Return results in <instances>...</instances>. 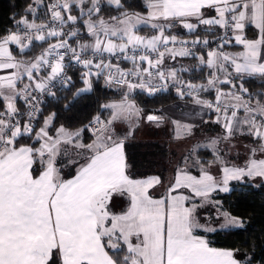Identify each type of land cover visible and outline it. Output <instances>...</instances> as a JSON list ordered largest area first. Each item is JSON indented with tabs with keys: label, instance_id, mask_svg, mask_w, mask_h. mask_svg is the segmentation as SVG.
<instances>
[{
	"label": "snow or ice",
	"instance_id": "obj_1",
	"mask_svg": "<svg viewBox=\"0 0 264 264\" xmlns=\"http://www.w3.org/2000/svg\"><path fill=\"white\" fill-rule=\"evenodd\" d=\"M68 93H99L84 120ZM162 93L180 118L147 106ZM145 128L178 152L142 173L127 149ZM234 184L264 189V0L13 2L0 264H264V228L221 239L246 230Z\"/></svg>",
	"mask_w": 264,
	"mask_h": 264
},
{
	"label": "trees",
	"instance_id": "obj_2",
	"mask_svg": "<svg viewBox=\"0 0 264 264\" xmlns=\"http://www.w3.org/2000/svg\"><path fill=\"white\" fill-rule=\"evenodd\" d=\"M13 2L19 7L24 0H0V26L7 23V17L10 14ZM39 51V47L33 49ZM30 55L32 53H29ZM254 87L258 83L251 82ZM71 102L69 115L75 119L84 120L88 114L95 108V99L97 94L81 95L75 100L71 99V93H68ZM175 97L172 93H162L153 98H145L148 107H164L173 103ZM178 149L174 144H170L165 132L145 128L137 133L136 139L128 145V154L136 163V170L142 173L155 170L160 167H167L170 152H176ZM233 208L239 211L245 220L246 230H237L228 237L221 239H230L233 241H242L246 237L258 235L261 228H264V189L254 186L234 184L230 195L228 196Z\"/></svg>",
	"mask_w": 264,
	"mask_h": 264
},
{
	"label": "crops",
	"instance_id": "obj_3",
	"mask_svg": "<svg viewBox=\"0 0 264 264\" xmlns=\"http://www.w3.org/2000/svg\"><path fill=\"white\" fill-rule=\"evenodd\" d=\"M169 106H172V108L174 109V112L173 113H171L173 116H175V117H177V118H180V116H181V113H180V105H179V102H177L176 103V105L175 106H173V103L172 104H170V105H168V107ZM167 107V106H166ZM161 131H163V132H165V134L167 133V129H165V130H161ZM167 135V134H166ZM176 147V146H175ZM176 151V150H175ZM176 152H178V151H176Z\"/></svg>",
	"mask_w": 264,
	"mask_h": 264
},
{
	"label": "rangeland",
	"instance_id": "obj_4",
	"mask_svg": "<svg viewBox=\"0 0 264 264\" xmlns=\"http://www.w3.org/2000/svg\"><path fill=\"white\" fill-rule=\"evenodd\" d=\"M166 111L170 112V113H173L174 112V109L172 108V106H167V107H164Z\"/></svg>",
	"mask_w": 264,
	"mask_h": 264
}]
</instances>
